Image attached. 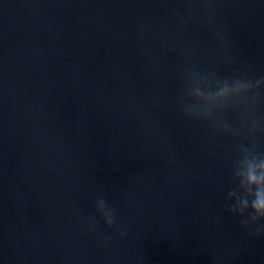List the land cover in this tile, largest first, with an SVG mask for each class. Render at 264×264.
I'll return each mask as SVG.
<instances>
[{
  "label": "water",
  "instance_id": "obj_1",
  "mask_svg": "<svg viewBox=\"0 0 264 264\" xmlns=\"http://www.w3.org/2000/svg\"><path fill=\"white\" fill-rule=\"evenodd\" d=\"M264 0H0V264H264Z\"/></svg>",
  "mask_w": 264,
  "mask_h": 264
},
{
  "label": "clouds",
  "instance_id": "obj_2",
  "mask_svg": "<svg viewBox=\"0 0 264 264\" xmlns=\"http://www.w3.org/2000/svg\"><path fill=\"white\" fill-rule=\"evenodd\" d=\"M249 182L253 184L264 183V177H261L259 180L251 172L249 173ZM258 210H264V198L258 199L257 205Z\"/></svg>",
  "mask_w": 264,
  "mask_h": 264
}]
</instances>
